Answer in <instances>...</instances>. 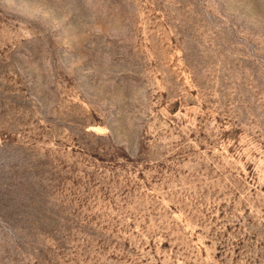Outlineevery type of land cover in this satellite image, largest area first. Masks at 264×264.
<instances>
[{
  "label": "rangeland",
  "instance_id": "rangeland-1",
  "mask_svg": "<svg viewBox=\"0 0 264 264\" xmlns=\"http://www.w3.org/2000/svg\"><path fill=\"white\" fill-rule=\"evenodd\" d=\"M0 264H264V0H0Z\"/></svg>",
  "mask_w": 264,
  "mask_h": 264
}]
</instances>
